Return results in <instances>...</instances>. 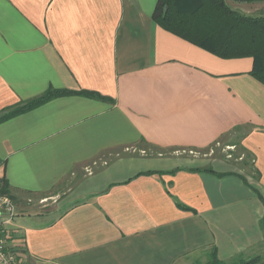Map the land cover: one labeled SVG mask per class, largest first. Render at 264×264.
I'll list each match as a JSON object with an SVG mask.
<instances>
[{"label": "crops", "instance_id": "1", "mask_svg": "<svg viewBox=\"0 0 264 264\" xmlns=\"http://www.w3.org/2000/svg\"><path fill=\"white\" fill-rule=\"evenodd\" d=\"M156 2L0 0V113L76 91L0 120L10 229L30 264L264 254V84L251 57L158 25Z\"/></svg>", "mask_w": 264, "mask_h": 264}, {"label": "trees", "instance_id": "2", "mask_svg": "<svg viewBox=\"0 0 264 264\" xmlns=\"http://www.w3.org/2000/svg\"><path fill=\"white\" fill-rule=\"evenodd\" d=\"M231 1L264 3V0H157L152 18L162 28L218 57H251L249 74L264 84V12H243L233 8ZM73 92L76 91L48 89L33 99L9 107L0 113V120L29 110L52 97ZM207 170L211 171L210 168ZM239 176L246 181L244 176ZM0 195L10 196L5 177L0 178ZM182 208L189 209L184 205ZM262 261L264 254L234 264H259ZM206 264L226 263L218 259L216 250L212 249Z\"/></svg>", "mask_w": 264, "mask_h": 264}, {"label": "built area", "instance_id": "3", "mask_svg": "<svg viewBox=\"0 0 264 264\" xmlns=\"http://www.w3.org/2000/svg\"><path fill=\"white\" fill-rule=\"evenodd\" d=\"M16 206L8 195H0V264H26L18 244L13 242Z\"/></svg>", "mask_w": 264, "mask_h": 264}, {"label": "rangeland", "instance_id": "4", "mask_svg": "<svg viewBox=\"0 0 264 264\" xmlns=\"http://www.w3.org/2000/svg\"><path fill=\"white\" fill-rule=\"evenodd\" d=\"M231 6L233 8H236L238 10H241L243 12H246V13H251V14H258L260 12H264V3H258V2H233L231 1ZM230 153H231V157L234 161H238L241 165H243L242 163L246 160H248L246 157H244L243 155H241V151L239 148H234L232 150H229ZM242 156V157H241ZM241 158V159H240ZM62 195H59L58 198L61 199ZM52 199L51 198H48L47 201L45 203H47L48 205H50L52 203ZM43 203V202H42ZM26 256L23 257V259L25 260V262L27 261V258H25ZM210 257V255L208 254V258ZM207 258V259H208ZM191 261V264H200L201 263V260L200 258L197 259V261H193V260H190ZM206 260L203 261V264H206ZM29 264H30V261H29ZM32 264V263H31Z\"/></svg>", "mask_w": 264, "mask_h": 264}]
</instances>
